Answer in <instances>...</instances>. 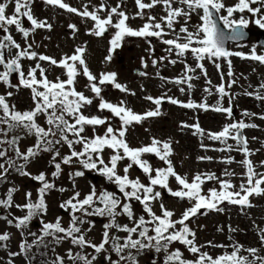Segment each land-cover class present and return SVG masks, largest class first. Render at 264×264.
Wrapping results in <instances>:
<instances>
[{"label":"snow or ice","instance_id":"snow-or-ice-1","mask_svg":"<svg viewBox=\"0 0 264 264\" xmlns=\"http://www.w3.org/2000/svg\"><path fill=\"white\" fill-rule=\"evenodd\" d=\"M34 3L35 0H0V85L8 89L0 94V184L9 183V176L15 173L39 185L35 198L32 191L24 192L23 203L14 200V194L20 191L15 185L8 187L0 196V209L3 210L0 221L15 228L21 237L18 251H11L9 242L15 234L9 231L0 233V251L6 252V257H0V264H16V259L20 257L25 264H34L38 256L41 257L40 264H98L101 256L103 261L99 264H140L139 258L148 252L155 253L151 264H264V227L255 220L253 227L258 246L245 247L231 235L227 244L212 241L198 244L196 231L190 227L198 216L225 212V203L238 206L242 215L251 218L247 210L256 205L250 197L264 196V171H258L250 159L260 149H250L244 134L245 129L259 127L246 122V119L256 117L264 120V113L242 110L241 119L233 117L235 100L241 95L264 102V77L257 85L249 83L241 93L229 91L238 79L231 58L238 57L264 66V51L257 50L264 45H253L248 52L226 46L229 41L241 46L240 42L245 40L246 30L251 24L264 29V0H234L232 4H227L225 0H135L136 11L132 16L123 10L124 0H118L115 6L100 0L98 5L86 3L80 8L71 6L65 0H41L48 8L75 14L86 24L90 21L86 35L101 38L114 30L108 40L104 63L112 61L113 54L122 47L126 38L144 40L152 67L157 69L155 75L162 81L161 88L174 84L179 86L182 94L187 92L189 95L187 102L168 96L167 92L158 97L146 95L143 99L154 107L139 113L128 106L126 99L113 103L104 98L102 93L108 86L126 96H135L136 93L126 84L118 82L117 73L101 71L97 75L90 70L85 59L87 42L59 60L34 50V46L38 45L30 38L37 30L50 32L53 29L47 18L40 19L34 15ZM157 6L162 8L163 14L159 16L151 12ZM193 16L198 18V23H191ZM136 18L144 22L140 27L133 28L128 21ZM67 28L69 36L74 39L79 32L78 26L69 23ZM13 33L20 34L23 43L18 42ZM152 38L165 46L163 51L166 55L154 56ZM189 56L194 66L187 62ZM25 61L34 62V66L29 63L25 67ZM205 61L212 63L220 72L221 82L218 85H212L208 78ZM42 62H47L49 68L61 69V75L50 80L49 68H45ZM165 62L168 65L182 64L181 75L172 78L162 76L159 66ZM222 63L228 67L227 79ZM141 66L148 67L145 57H141ZM138 75L148 77L149 73L140 71ZM201 75L205 78L203 92L206 95L196 102L191 99L195 87L192 81L200 79ZM13 77L16 83H13ZM80 77L86 78L84 88L91 95L77 89ZM21 89L30 90L32 101V106L23 111L9 102ZM141 90L144 91L143 85ZM212 95L218 98L214 104H209L207 97ZM225 98L228 106H224ZM96 101L99 114L86 115L87 109ZM164 102L197 112L212 111L231 121L225 123L221 130L213 132L203 129L197 118L192 124L180 122L179 130L191 131V135L200 139V147L205 151L241 153L244 157L241 161H235L231 155L219 161L226 165L237 162L243 167L238 186L231 179L237 174L227 168L221 176L213 172H197L189 178L187 174L178 173L171 159L174 155L171 137L162 140L150 136L148 143L138 147L129 144V129L162 116ZM105 112L110 115H103ZM25 137H33L34 143L22 150L20 144ZM205 139L218 142L221 147L210 148L204 143ZM229 140L234 143H229ZM260 143L264 147V141ZM65 146L68 152L61 155ZM44 153L50 155L48 164L54 169L50 177L44 171L32 174L27 170ZM146 157H155L162 164L154 166ZM197 160L212 161L213 157L198 156ZM64 166L74 169L67 174L70 189L56 184L64 173ZM259 167L264 168V160L259 162ZM134 169H139L143 179L141 176L133 178ZM86 172L96 173L114 186V190H98L95 184H91L89 191L82 193L77 179L84 177ZM209 181H214L219 187H211L205 192L203 186ZM53 191L61 194L71 192L67 199L59 203V208L69 216L67 227L62 216L55 217L54 221L45 220L48 214L46 198ZM164 193L176 200L187 201L188 206L178 218L175 211L164 204ZM134 203L140 205L141 214L137 215ZM13 208L23 215H15L11 211ZM121 217H126L128 223H120ZM93 218L106 221L98 243L89 237L95 228ZM34 221H38L39 225L36 231L31 230ZM217 231L223 232V226ZM228 231L235 233L241 230L229 225ZM65 242L71 247L60 255L56 248ZM175 244L183 246L192 258H186L179 247H173ZM205 248L224 251L214 256Z\"/></svg>","mask_w":264,"mask_h":264},{"label":"rangeland","instance_id":"rangeland-1","mask_svg":"<svg viewBox=\"0 0 264 264\" xmlns=\"http://www.w3.org/2000/svg\"><path fill=\"white\" fill-rule=\"evenodd\" d=\"M65 2L69 3L73 7L80 8L83 4L90 3L92 5H98L100 0H65ZM118 0H105V3L109 6H115ZM148 2V0H145ZM227 4H232L234 0H225ZM123 10H125L129 16H132L133 13L136 11L135 0H124ZM148 11V10H146ZM33 12L34 15L40 19L47 18L50 23L53 25L52 31L46 30H37L33 37L30 39H34L35 45L34 50L38 53L48 55L50 57L56 58L59 60L61 56L64 54L71 55L75 47L84 44L87 42V51L85 53L86 62L90 68V70L94 74H99L101 71H108V72H115L117 73L118 82L122 84H126L129 89L136 93L135 96L125 95L121 93L119 90L113 89L111 86H108L105 91L102 93L106 100H109L113 103H117L121 99H126L128 102V106L133 108L136 112H143L148 108L154 107L149 101L143 99L146 95H152L153 97H158L162 93L167 92L168 96L175 97L181 101L187 102L189 99V95L186 93L182 94L179 91V86L174 84H166L163 88H161L162 81L156 77L155 73L157 71L156 68L152 67L151 58H149V53L145 51L148 45L145 43L144 40L135 37L126 38L122 47L117 49L116 52L113 54V59L110 63H104V57L107 55V48H108V40L111 37V34L114 30H110L105 36L101 38L92 37L86 35V29L91 26V22L89 21L87 24L81 21V18L76 16L75 14L64 12L63 10H53L44 6L41 3V0H35L33 5ZM153 15H161L162 8L157 6L155 9L151 10ZM143 20L136 18L130 19L128 23L133 28H138L143 24ZM198 18L193 16L191 23L195 24L198 23ZM69 23H75L78 28L79 32L76 34V37L73 39L69 36V29L67 25ZM26 26L27 22H26ZM255 26L254 24L250 25ZM15 39L18 42L23 43L22 37L20 34L13 33ZM45 37H49V39H45ZM152 42L155 45V52L154 56L159 58L160 56L166 55L163 51L164 45L160 44L155 38H152ZM254 38H251L247 43L240 44L239 47H233V49L245 50L249 51L250 48L254 45ZM141 57H145L148 62V67L145 69L141 66ZM191 57H188V62L193 64L191 61ZM31 63L34 66V62L25 61V67ZM45 68H49L47 62H42ZM224 63H222V66ZM194 66V64H193ZM206 68L210 71V66L206 64ZM234 73L235 74H242V79H237V83L232 87L236 93H241L245 88L248 87V84L251 81H254L258 84L262 77H264V66H259L258 64L248 63L246 61H237L234 60L233 63ZM135 69H139L141 71H147L149 73L148 77H141L136 73ZM255 69V71H253ZM183 70V65L178 63L176 65H168L161 64L159 66L160 74L164 77H177L181 75ZM61 69L56 67L49 68L48 71V78L50 80H54L56 76L61 75ZM259 71L261 75L259 74ZM197 74L198 71H197ZM247 77V79H245ZM63 78V77H62ZM237 78V76H236ZM217 80L214 79L212 83H215ZM15 77H13V83H16ZM86 78L80 77L79 82L77 84V89L80 91H85L86 95H91L88 92L84 85L86 84ZM195 85L194 89L191 93V99L196 102H200L204 97L205 93L203 92L205 80L202 76L200 79L192 81ZM141 85H143L144 91L141 90ZM231 88V89H232ZM250 91V89H248ZM8 89H6L3 85H0V92L5 93ZM14 91V90H13ZM212 96L207 97V102L211 104ZM11 104H15L18 110H25L29 109L32 106V101L28 94L27 89H21L17 92L13 97L9 99ZM258 104H257V103ZM253 101L252 98H248L247 96H239L236 99V106L234 104L233 107V117L234 119L238 120L241 117L242 110H248L249 112L253 113H262L264 112V104L260 101ZM96 103L87 109L85 112L86 115H93L99 114L96 109ZM257 106V108H250V109H243L249 106ZM260 105V106H258ZM163 115L149 121H146L143 125H135L133 128H130L127 133V140L129 144L133 147H138L142 143H148L150 136H155L159 139H168L169 137L173 140V149L174 155L171 157L173 163L175 165L176 171L181 175L187 174L189 178L197 172H213L217 176H221L227 168L229 171L235 172L237 175L231 177L232 182L237 186L241 182L240 174L244 172L243 167L237 163L241 160L240 155H236V152L224 153V152H217V151H205L200 147V139L196 136L191 135V131H180L179 124L180 122H187L189 124L195 123L197 118L199 120L200 126L205 130L210 131H218L217 128H222L225 123H230V120H227L222 115L214 114L212 111L204 112V111H194L190 109H184L178 107L176 105H172L170 103L164 102L161 108ZM103 115H110L109 113L105 112ZM257 122H260L258 118L253 117ZM41 123H43V119L41 118ZM260 129L262 132H251L249 134V145H251L252 149H260L259 153L255 156L256 160L255 165L257 166L258 171H264V168L259 167V162L264 160V147H261L260 141H264V121H261ZM149 129V131H145V129ZM217 129V130H216ZM102 128L100 131L102 132ZM250 130V129H249ZM247 130L246 132H248ZM90 134V130L89 133ZM252 137H257V140H253ZM34 143L33 137H25L24 140L21 141V148L22 150L26 149L27 146H31ZM204 143L209 145L210 148H218L221 145L218 142H212L207 139L204 140ZM229 143H233V141L229 140ZM68 152L67 146H65L61 150V155H64ZM231 155L234 157V162L230 165H226L224 163H220V159L224 156ZM198 156H210L213 157L212 161H198ZM238 157V159H237ZM150 159L154 166H160L162 162H159L155 159V157H146ZM50 159V155L44 153L41 157L35 159L29 166L28 171L32 174H38L41 171L46 172L49 177L52 169L49 164L48 160ZM73 168L68 166H64V173L62 174L61 178L56 181V184L60 187L71 188V183L68 179V172L73 171ZM90 174L94 175V180L92 181ZM132 176L135 178L136 176H141L143 179V174L139 171V169H134L132 171ZM9 183L0 184V196H2L8 187L15 185L20 189L19 192L14 194V200L16 203H23V194L26 191L33 192V198H35V190L39 185L30 180L27 177H20L17 174L13 173L8 178ZM77 183L79 185V190L82 193H86L89 191L90 185L95 184L97 189L100 190L102 188H108L109 190H114V186L109 185L102 177L97 175L96 173L86 172L85 176L82 178L77 179ZM173 188L176 187L174 181L172 182ZM204 191L207 192V189L211 187H219L214 181L207 182L204 186ZM71 195V192L59 193L56 191L51 192L46 200L48 204V214L45 217L47 221H54L55 217L62 216L63 217V224L65 227L68 225L69 216L63 212L59 208V203L67 199L68 196ZM250 200L254 202L256 207L248 209L247 211L250 214L251 218H248L240 213V209L238 206L228 205L225 203L223 207L226 209L223 213L217 212H210L208 215H201L195 218L193 222L190 223V227H192L197 234V243L198 244H206L208 241H212L216 244H227L228 236L231 235L234 240L239 241L241 244L248 246H258L257 237L255 234V229L253 227V220L256 221L258 225L264 227V196L262 197H250ZM164 204L170 210L175 211L176 217L178 218L185 207L188 206L187 201H179L174 198H171L164 193ZM134 208L137 215L141 214L142 209L138 203H134ZM3 210L0 209V212ZM11 211L15 213V215L20 216L23 215L22 212L13 208ZM158 211V208H157ZM203 211V210H202ZM95 219V228L89 234V237L93 240V242L98 243L101 239L102 233V225L104 220L100 218H93ZM120 223H128L126 217L120 218ZM231 225L233 228H238L241 231H237L235 233H230L228 231V226ZM38 221H34L31 225V230L36 231L38 228ZM203 226V227H198ZM223 226L224 231L219 232L217 228ZM4 231H9L14 233L12 240L9 242V248L11 251H18V242L21 239L19 233L15 228L9 227L6 222L0 221V233ZM123 235V234H121ZM71 247L70 243L65 242L61 246L56 248V252L60 255H64L66 249ZM174 248L179 247L181 251L184 252V256L186 258L191 259L192 256L188 253L183 246L179 244L173 245ZM205 251H208L212 255L220 254L224 251V249H212V248H205ZM86 251L91 252V249H87ZM48 255L51 257L52 253L49 250ZM155 255L153 252H148L145 255L141 256L140 264H151L152 257ZM162 256V254H161ZM0 257H6L5 251H0ZM115 259V256H113ZM103 261V257L99 258V262ZM98 262V264H99ZM16 264H25V261L22 257L16 259Z\"/></svg>","mask_w":264,"mask_h":264},{"label":"water","instance_id":"water-1","mask_svg":"<svg viewBox=\"0 0 264 264\" xmlns=\"http://www.w3.org/2000/svg\"><path fill=\"white\" fill-rule=\"evenodd\" d=\"M246 33H247V35H246V38H247L249 36V34H250V31L246 30ZM256 34L258 35L257 42L259 44L264 45V38H263L264 33L263 32H256Z\"/></svg>","mask_w":264,"mask_h":264},{"label":"trees","instance_id":"trees-1","mask_svg":"<svg viewBox=\"0 0 264 264\" xmlns=\"http://www.w3.org/2000/svg\"><path fill=\"white\" fill-rule=\"evenodd\" d=\"M41 257H37V259L34 261V264H40Z\"/></svg>","mask_w":264,"mask_h":264},{"label":"flooded vegetation","instance_id":"flooded-vegetation-1","mask_svg":"<svg viewBox=\"0 0 264 264\" xmlns=\"http://www.w3.org/2000/svg\"><path fill=\"white\" fill-rule=\"evenodd\" d=\"M167 38V37H166Z\"/></svg>","mask_w":264,"mask_h":264}]
</instances>
